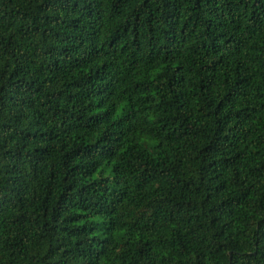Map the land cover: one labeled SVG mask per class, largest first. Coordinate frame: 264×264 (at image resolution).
I'll list each match as a JSON object with an SVG mask.
<instances>
[{"label":"trees","instance_id":"1","mask_svg":"<svg viewBox=\"0 0 264 264\" xmlns=\"http://www.w3.org/2000/svg\"><path fill=\"white\" fill-rule=\"evenodd\" d=\"M0 264H264V0H0Z\"/></svg>","mask_w":264,"mask_h":264}]
</instances>
